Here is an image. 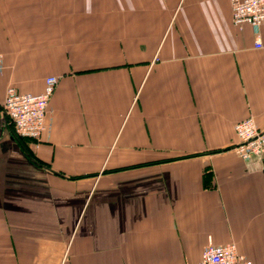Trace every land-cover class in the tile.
Wrapping results in <instances>:
<instances>
[{"label":"crops","instance_id":"1","mask_svg":"<svg viewBox=\"0 0 264 264\" xmlns=\"http://www.w3.org/2000/svg\"><path fill=\"white\" fill-rule=\"evenodd\" d=\"M255 42L229 0H0V264H198L209 242L264 264V156L232 150L264 129ZM49 76L20 140L7 89Z\"/></svg>","mask_w":264,"mask_h":264},{"label":"built area","instance_id":"2","mask_svg":"<svg viewBox=\"0 0 264 264\" xmlns=\"http://www.w3.org/2000/svg\"><path fill=\"white\" fill-rule=\"evenodd\" d=\"M232 8V22L237 29L249 25L256 36L255 47L262 49L260 27L264 25V0H229ZM3 59L0 55V72ZM59 78H46L42 93L23 94L15 87L7 89L4 109L10 117L15 133L19 138L39 141L46 129L50 100L58 86ZM239 143L232 149L243 161L252 156H264V129H261L253 117H249L235 125ZM198 264H255L251 259L242 255L236 244L216 245L207 244Z\"/></svg>","mask_w":264,"mask_h":264},{"label":"rangeland","instance_id":"3","mask_svg":"<svg viewBox=\"0 0 264 264\" xmlns=\"http://www.w3.org/2000/svg\"><path fill=\"white\" fill-rule=\"evenodd\" d=\"M1 55V54H0ZM2 56V55H1ZM2 59H3V57H2ZM67 254H66V256L64 257V259H63V262H66L67 261Z\"/></svg>","mask_w":264,"mask_h":264},{"label":"trees","instance_id":"4","mask_svg":"<svg viewBox=\"0 0 264 264\" xmlns=\"http://www.w3.org/2000/svg\"><path fill=\"white\" fill-rule=\"evenodd\" d=\"M16 136H17V135H16ZM17 138L20 139V140H25L24 138H19L18 136H17Z\"/></svg>","mask_w":264,"mask_h":264}]
</instances>
